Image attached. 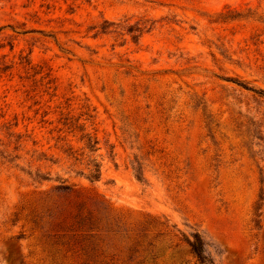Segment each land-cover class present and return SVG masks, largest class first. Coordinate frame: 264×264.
<instances>
[{"label":"rangeland","instance_id":"374dc122","mask_svg":"<svg viewBox=\"0 0 264 264\" xmlns=\"http://www.w3.org/2000/svg\"><path fill=\"white\" fill-rule=\"evenodd\" d=\"M194 234L264 264V0H0V264H200Z\"/></svg>","mask_w":264,"mask_h":264},{"label":"trees","instance_id":"16d2710c","mask_svg":"<svg viewBox=\"0 0 264 264\" xmlns=\"http://www.w3.org/2000/svg\"><path fill=\"white\" fill-rule=\"evenodd\" d=\"M96 145L97 140L95 138L93 139L91 137H87V148L89 149L90 153L93 154L97 151ZM87 167L88 173L86 178L90 182L98 181L100 178L101 164L97 160L96 156L88 161ZM59 190L67 191L69 188L67 186L61 185L59 186ZM186 243L190 248V252L200 264H214L211 258L205 254L204 242L198 234L192 235L191 239L187 238Z\"/></svg>","mask_w":264,"mask_h":264}]
</instances>
